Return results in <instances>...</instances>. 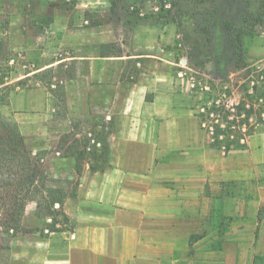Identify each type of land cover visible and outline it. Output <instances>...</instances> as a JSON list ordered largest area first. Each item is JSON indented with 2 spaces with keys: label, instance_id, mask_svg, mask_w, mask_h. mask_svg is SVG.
<instances>
[{
  "label": "crops",
  "instance_id": "0c3cea01",
  "mask_svg": "<svg viewBox=\"0 0 264 264\" xmlns=\"http://www.w3.org/2000/svg\"><path fill=\"white\" fill-rule=\"evenodd\" d=\"M81 59L65 103L111 121L109 156L76 176L61 209L70 229L37 241L34 264H252L256 257L264 264V125L244 147L222 154L182 107L174 71L166 80V66L157 63L120 81L122 57ZM82 78L96 81L94 95L83 91ZM47 101L34 90L36 111ZM233 215L237 222L218 239L222 220Z\"/></svg>",
  "mask_w": 264,
  "mask_h": 264
},
{
  "label": "rangeland",
  "instance_id": "374dc122",
  "mask_svg": "<svg viewBox=\"0 0 264 264\" xmlns=\"http://www.w3.org/2000/svg\"><path fill=\"white\" fill-rule=\"evenodd\" d=\"M26 1L25 7H15L19 11L9 8L15 6L10 1L0 0V122L16 127L31 158L38 161L47 188L65 200L74 193L76 170L80 172L86 163L91 170L100 169L109 156L105 143L111 121L100 119L99 114L89 115L90 108L86 113L75 104L68 110L65 103L69 80L76 78V68L83 64L79 60L101 55L102 46L106 45L105 50L113 56L122 57L116 60L120 81L130 80V75L135 80L157 63L166 66V80L183 71L182 77L177 75V96L182 107L196 117L204 140L216 150L229 140L239 144L241 119H232L236 125L230 130L233 138L215 139L200 126V121L215 123L216 114H208L213 102L217 101L218 107L227 99L240 102L248 99L251 89L254 97L264 98V19L243 38V52L237 55L234 70L226 79L216 76L207 57L208 43L201 27L212 22L220 0H35L25 5ZM261 3L264 0H239L242 10L254 14ZM180 60L188 70L180 67ZM191 77L195 88L190 86ZM95 83L93 78L79 80L89 96L97 92ZM38 89L48 94L49 100L40 111L34 107V90ZM263 108L254 107L245 120L247 135L264 125L259 115ZM232 113L237 116L238 112ZM68 114L77 117L69 118ZM52 211L58 213L59 208ZM51 217L37 209L36 202H29L21 222L25 231L0 232V264H34V244L58 233L44 232ZM54 218L59 222L54 229H70L68 220L63 222L59 215ZM226 218L220 225L222 230L215 232L218 239L227 233L225 226L238 220L234 215ZM213 219L218 221L219 217ZM251 233L246 237L255 238ZM38 245L39 250L44 248ZM252 264H257V257Z\"/></svg>",
  "mask_w": 264,
  "mask_h": 264
},
{
  "label": "trees",
  "instance_id": "16d2710c",
  "mask_svg": "<svg viewBox=\"0 0 264 264\" xmlns=\"http://www.w3.org/2000/svg\"><path fill=\"white\" fill-rule=\"evenodd\" d=\"M3 1H10L14 7L23 8L26 0ZM34 1L27 0L25 5ZM259 9L255 14L248 13L241 9L239 0H220L213 11L212 22L201 27L207 38V57L219 79H226L234 70L237 55L243 52V38L250 35L254 27L263 21V3ZM105 48L106 45L101 48L102 56L113 55ZM237 109L240 111L242 107ZM3 131L4 136H0V232L17 234L25 231L21 222L29 202H36L37 209L42 210L46 216H52L51 224L47 226L48 234L60 232L61 230L54 229L59 224L54 217L59 215L63 222L67 221L66 216L61 213L65 198L56 190L47 188V181L39 170L38 161L31 158L16 127L0 122V134ZM79 174V170H76V175ZM76 186L77 182L73 185L74 190ZM55 206L59 208L58 213L52 211ZM261 215L264 218V210Z\"/></svg>",
  "mask_w": 264,
  "mask_h": 264
},
{
  "label": "built area",
  "instance_id": "2783aa9c",
  "mask_svg": "<svg viewBox=\"0 0 264 264\" xmlns=\"http://www.w3.org/2000/svg\"><path fill=\"white\" fill-rule=\"evenodd\" d=\"M10 62L12 63L13 60H10ZM180 64H181V68L183 69H187V65L185 62H183V60H180ZM183 71L178 73L179 77L183 76ZM191 75V74H190ZM262 79H264V77H261ZM260 83V82H258ZM190 86L191 88H195L196 87V83L194 78H190ZM204 89H208L207 87H204ZM248 93V99H242L240 102H236V103H230L229 100H224V105L223 107H218V103L217 101L213 102V104L208 108V114L210 117L215 116L216 114V118L214 119L215 123L214 124H207L205 121H200V126L204 129H206L208 131V134L213 135L215 137V139H219V137L222 138H233V134L232 131L236 125H234V120H232L235 117H239L241 120L238 121V123H240L238 125V129L240 131V137H238L239 140V144H232L231 140H229V143H226V145H221L220 148L218 150H220L223 154L232 151V150H236L239 147H244L246 145L247 139L250 136V134H246V129H247V125L245 123V120H247V118L249 117V115L251 114V112L253 111L254 107H264V98L262 97H254L253 96V90H249L247 91ZM254 101V103H253ZM217 105V106H216ZM242 107V110H238L237 108ZM223 109H226V111H224ZM233 111H236L237 116L234 115V113H232ZM248 111L249 114H248ZM259 115L262 119H264V111L263 110H259ZM201 112L204 114L205 112V108H201ZM204 117V116H203ZM219 118H222L223 121L219 122ZM93 142V141H92ZM98 146V144H96ZM55 208H57V206H55ZM50 219H47V222H50ZM51 223V222H50ZM44 232L48 233V230H44Z\"/></svg>",
  "mask_w": 264,
  "mask_h": 264
}]
</instances>
